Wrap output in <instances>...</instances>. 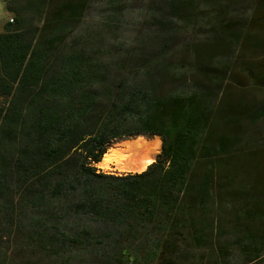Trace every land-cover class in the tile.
<instances>
[{"label":"trees","instance_id":"16d2710c","mask_svg":"<svg viewBox=\"0 0 264 264\" xmlns=\"http://www.w3.org/2000/svg\"><path fill=\"white\" fill-rule=\"evenodd\" d=\"M0 3V264H264V0Z\"/></svg>","mask_w":264,"mask_h":264},{"label":"rangeland","instance_id":"374dc122","mask_svg":"<svg viewBox=\"0 0 264 264\" xmlns=\"http://www.w3.org/2000/svg\"><path fill=\"white\" fill-rule=\"evenodd\" d=\"M140 10L135 9L133 11V18L132 20H138V14ZM99 11L92 10L90 11L86 18H85V25H94V21L101 20V15L97 14ZM10 17V13L7 12L3 4L0 3V29L4 21ZM240 79H244L245 76L243 74H238ZM246 89H250L252 92V95L256 98H260L261 95L257 92L256 89H253L251 87H248ZM160 140V141H159ZM149 142L153 146H155L154 151L152 154H150V158L153 159L152 162L155 160L156 154L160 150L161 146V139L157 135L153 136H146V135H140L137 137L129 138V139H123L118 142H115L104 154L101 161L96 164V167H98L101 170L109 171V172H135V171H141L144 170L143 162L146 160L142 156H138L134 150V145L138 144L140 142ZM129 264V263H128Z\"/></svg>","mask_w":264,"mask_h":264},{"label":"bare ground","instance_id":"6f19581e","mask_svg":"<svg viewBox=\"0 0 264 264\" xmlns=\"http://www.w3.org/2000/svg\"><path fill=\"white\" fill-rule=\"evenodd\" d=\"M160 141V140H159ZM134 150L136 152V154L138 156H142L144 157V159H146L144 162H143V169L146 168V166L148 164H150L152 162L153 159H151L149 156L150 154H152V152L154 151L155 149V146H153L151 143L149 142H140L138 144H135L134 146Z\"/></svg>","mask_w":264,"mask_h":264},{"label":"crops","instance_id":"0c3cea01","mask_svg":"<svg viewBox=\"0 0 264 264\" xmlns=\"http://www.w3.org/2000/svg\"><path fill=\"white\" fill-rule=\"evenodd\" d=\"M103 171H105V170H103Z\"/></svg>","mask_w":264,"mask_h":264}]
</instances>
